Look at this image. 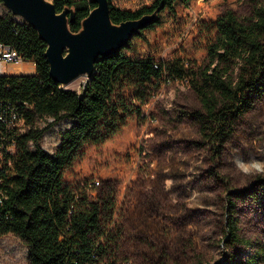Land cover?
Segmentation results:
<instances>
[{"label":"trees","instance_id":"1","mask_svg":"<svg viewBox=\"0 0 264 264\" xmlns=\"http://www.w3.org/2000/svg\"><path fill=\"white\" fill-rule=\"evenodd\" d=\"M52 1L57 11L75 8V20L69 24L73 31L96 6L93 0ZM190 1L153 0L148 7L123 10L108 0L115 23L154 11L156 18L117 53L99 57L92 76L76 91L50 77L45 43L0 0V42L33 62L35 69L32 74L0 75V236L20 238L27 247L28 264H109L114 256L112 238L101 218L112 212L111 192L93 200L86 184L74 187L65 182L64 174L83 156L85 146L103 145L130 120H143V108L162 82L189 83L200 102L195 114L198 133L213 159L234 134L237 120L264 95V0H251L257 5L243 17L231 10L216 17L215 34L201 64L180 58L161 62L130 58L123 52L133 50L132 39L160 22V12ZM43 117L52 118L50 124L71 122L60 132L53 151L40 143L45 129L35 127ZM231 196L225 206L224 247L246 243L238 234ZM223 260L262 263L264 244L258 243L243 261L231 253Z\"/></svg>","mask_w":264,"mask_h":264},{"label":"rangeland","instance_id":"2","mask_svg":"<svg viewBox=\"0 0 264 264\" xmlns=\"http://www.w3.org/2000/svg\"><path fill=\"white\" fill-rule=\"evenodd\" d=\"M153 0H111L119 9L148 7ZM251 0H191L158 14L160 22L131 41L130 58H175L201 64L215 34L216 17L231 10L250 14ZM32 73L31 62L9 63L7 74ZM81 76L64 88L78 91ZM200 102L189 83L162 82L143 108L103 145H87L83 156L64 174L65 182L88 186L95 200L111 192V214L103 216L111 234L113 264H223L229 253L243 261L264 244V95L236 122L221 155L212 158L202 142L195 114ZM44 128L41 145L53 151L68 119ZM98 180V186L91 182ZM241 193L238 197L235 194ZM232 194L238 234L246 243L224 247L227 196ZM0 264H28L27 247L13 234L0 236ZM105 264V263H102ZM258 264H264L258 263Z\"/></svg>","mask_w":264,"mask_h":264},{"label":"water","instance_id":"3","mask_svg":"<svg viewBox=\"0 0 264 264\" xmlns=\"http://www.w3.org/2000/svg\"><path fill=\"white\" fill-rule=\"evenodd\" d=\"M1 1L12 15L35 29L45 43L49 75L63 87L81 76L88 80L99 57L117 53L156 18L154 11L115 23L110 17L108 0H93L96 6L81 20L80 28L73 31L69 25L75 20L73 6L57 11L52 0Z\"/></svg>","mask_w":264,"mask_h":264},{"label":"built area","instance_id":"4","mask_svg":"<svg viewBox=\"0 0 264 264\" xmlns=\"http://www.w3.org/2000/svg\"><path fill=\"white\" fill-rule=\"evenodd\" d=\"M26 62L24 61L23 57L21 54H19L14 48L11 46L5 45L0 42V75L6 74L4 71L5 66L9 63H14V64H20ZM33 65L34 63L31 62ZM92 186H98L99 181L98 180H93L91 182ZM102 264V263H101Z\"/></svg>","mask_w":264,"mask_h":264},{"label":"crops","instance_id":"5","mask_svg":"<svg viewBox=\"0 0 264 264\" xmlns=\"http://www.w3.org/2000/svg\"><path fill=\"white\" fill-rule=\"evenodd\" d=\"M21 68H22V66H20V65H15V70H20V71H18V72H13L12 74H15V75H20V74H32V73L35 72V69H34L32 73H24V72L22 71ZM10 74H11V73H10Z\"/></svg>","mask_w":264,"mask_h":264}]
</instances>
